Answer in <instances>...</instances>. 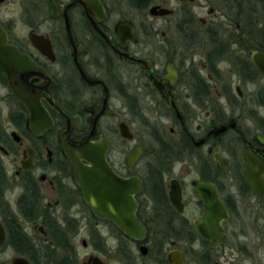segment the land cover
<instances>
[{
	"label": "flooded vegetation",
	"instance_id": "obj_1",
	"mask_svg": "<svg viewBox=\"0 0 264 264\" xmlns=\"http://www.w3.org/2000/svg\"><path fill=\"white\" fill-rule=\"evenodd\" d=\"M99 1L101 12L74 0H0L1 31L16 48L18 62H32L12 75L0 72V248L15 250V230L34 249L49 244L73 250L79 264L74 245L83 230L88 242L82 238L81 246L94 251L84 254L81 264L94 258L108 264L111 252L119 264H171L169 254L182 264H258L264 259V196L246 169L251 167L254 175L264 166V92H249L264 82L252 62L253 53L264 54V49L240 45L249 42V33H242L239 20L237 33L230 35L237 36L232 45L238 47L232 50L205 19L199 20L201 32L196 31V20L186 19L185 12L177 23L179 39L170 42V50L155 51L165 32L153 44L154 33L140 30L129 16L113 15L114 8ZM123 19L132 22L135 41L122 44L115 33ZM143 37L150 43L142 44ZM189 39L202 41L198 63L188 52ZM60 112L75 122L69 130L72 141L91 133L92 142L104 139L112 171L139 180L133 199L145 228L142 240L124 237L112 222L94 217L84 202L62 153L59 135L66 124ZM47 118L52 127L42 130ZM129 118L144 128L153 146L132 132ZM164 118L170 122L168 132L158 127ZM122 124L129 138L120 135ZM139 147L147 152L130 166L129 156ZM179 164L185 167L178 169ZM186 171L196 176L184 181ZM261 180L264 184V171ZM195 182L205 186L203 197L196 194ZM136 185L125 181V190L135 192ZM171 191L179 194L178 208L170 202ZM18 218L41 242L24 231ZM246 218L256 229L251 242L244 231ZM108 240L115 245L107 247Z\"/></svg>",
	"mask_w": 264,
	"mask_h": 264
},
{
	"label": "water",
	"instance_id": "obj_2",
	"mask_svg": "<svg viewBox=\"0 0 264 264\" xmlns=\"http://www.w3.org/2000/svg\"><path fill=\"white\" fill-rule=\"evenodd\" d=\"M179 3H194L195 0H177ZM51 2V1H50ZM75 3L81 4L84 8L90 7L98 12L102 11V5L99 0H74ZM53 12L55 6L52 4ZM173 14L172 9L161 7L158 5L148 8V15L152 18L169 17ZM100 35L107 39V36L98 30ZM115 33L119 36L120 42L135 41L132 22L127 19L120 20L115 27ZM64 34L69 37V29ZM16 48L10 46L7 42L6 35L0 29V72L12 75L19 72L21 69H26L32 65L28 59L24 62H18L19 55L16 53ZM145 64L144 61H139ZM252 62L260 74L264 76V54L253 53ZM19 98V97H18ZM34 107L30 106L31 112ZM61 116L66 124V131L59 135V141L62 145V153L65 159L73 167L74 183L81 190L84 202L91 210L94 217L100 220L112 222L123 234L124 237L130 240H142L145 236V228L136 218L137 203L133 199V194H137L140 189L139 180L136 177L122 179L117 176L106 161V152L108 150L107 142L100 138L97 142L91 141V135L80 142H74L69 138L70 128L75 126L72 118L61 113ZM52 127L49 118L41 127L45 130ZM35 118L31 119V129L35 130ZM93 128L92 132L94 131ZM120 135L129 138L128 128L125 124L119 126ZM264 144V140H261ZM147 149L143 147L137 148L128 159V164H132L138 159L142 153H146ZM251 167L246 169L248 178L258 194L264 196V184L262 183V172L264 166L260 168L259 173L252 174L249 171ZM125 181H136V191L129 192L125 190ZM196 187V194L203 197L202 190L205 186L201 183H193ZM262 190V191H261ZM170 202L178 208L179 194L170 192ZM210 208V200H206ZM225 218V215H224ZM196 229L200 234V222L195 224ZM221 238L222 235L220 234ZM221 240V239H220ZM1 242V240H0ZM168 261L171 264H182L181 258L169 254ZM11 264H30L23 257L12 259ZM91 264H103L98 258H94Z\"/></svg>",
	"mask_w": 264,
	"mask_h": 264
},
{
	"label": "rangeland",
	"instance_id": "obj_3",
	"mask_svg": "<svg viewBox=\"0 0 264 264\" xmlns=\"http://www.w3.org/2000/svg\"><path fill=\"white\" fill-rule=\"evenodd\" d=\"M106 4L110 7V9L114 8L113 15H126L130 18L138 27L140 26V30H146L147 32L154 33V38H149L150 42L153 41V44L156 43V40L160 41L159 32L163 31L166 33V39H164L163 43H161V47L154 46L155 51H161L163 50H170V42H176L177 39H179L177 34L179 33L177 29V23L184 17V13L188 12L189 16L192 17V19L196 20V27L195 30L198 32H201V29H203V26H201L199 20L205 19L207 23H210L213 25L215 31L217 30L218 33L221 34L222 39L224 40V43L228 44V47L232 50H236L238 46L232 45L236 42L237 36H230L231 34H235L237 32H234L235 29V23L237 20L240 21L242 33L245 32V34L249 33V42L247 39L244 40V42L240 43V45L244 48L248 44H251L253 46H263L264 47V33L262 34L261 31L264 29V21L261 17V14L259 12L255 13L253 11L250 12V7L254 6L249 0H195L194 3H179L177 0H148L147 4L148 7L146 8L145 12H141L137 8H132L130 6L133 5V3L127 2V0H104ZM151 1V2H150ZM150 2V3H149ZM130 3V4H129ZM154 5H159L162 7H166L168 9H173L175 11L174 16H169L171 18L162 19V18H152L148 15V8ZM119 13V14H118ZM249 16L250 24H246V18ZM16 16L15 18H17ZM213 31V32H215ZM143 32V31H142ZM178 32V33H177ZM239 33V32H238ZM156 34V35H155ZM142 44L149 42V39L143 37ZM190 40V39H189ZM149 42V43H150ZM191 46L189 49V54L194 59L195 63H198L201 52L203 51L202 47V41H195L193 39L190 40ZM169 44V45H168ZM152 49L151 44L149 46V50ZM223 71H226L228 68H226V64L222 65ZM205 72H202V75H205ZM258 85V86H257ZM264 85L263 81H259V84H256L255 87L252 89H249V92L259 93L260 95L263 94L264 91H262V86ZM244 93H246V90H243ZM261 114H264L263 110H260ZM129 123L131 125L132 132L136 134V136H143L144 143L149 144L148 146H153L152 140L147 137L146 131L144 128H141L140 125L137 122L130 120ZM165 126L167 132L168 128L170 127V122L167 121V119H163L159 121L158 127ZM157 126V125H156ZM161 129V128H160ZM115 151L120 150L121 143H115ZM128 146V145H127ZM126 146V147H127ZM125 147V146H124ZM182 167H185L182 164L177 165L178 169H182ZM187 176L184 178V181H188V179L195 177V173L191 172L189 173L186 171ZM85 216V215H84ZM86 217V216H85ZM253 218V217H252ZM20 221V224L22 225L24 231L31 237H34L36 239H39L38 233L33 234L32 229L29 228V224L23 221L22 218H18ZM87 220H82V223H87ZM245 222L247 223L246 226H244V231H246L245 235L248 237V241L251 242L252 238L254 239L255 231L253 224V219L246 218ZM158 227H161L158 226ZM162 228V227H161ZM239 232V228H238ZM233 236V235H232ZM84 238L88 242V238L86 233L81 230L80 234L78 235L77 239L75 240V250H76V256L78 259L79 264L83 261V255L86 253H92L94 251V248L92 247H86L83 248L81 246V239ZM42 238L39 239V241ZM234 240V239H233ZM232 239H230L231 243ZM241 241V240H240ZM255 241V240H253ZM41 242V241H40ZM107 247L114 246L113 240L107 241ZM37 249V262L36 264H56L59 257L60 252L57 251L56 248H53L49 244H40ZM227 253L229 252L226 250ZM18 256L15 250L12 249L10 246H2L0 248V264H9L11 259L13 257ZM25 257V256H24ZM27 258V257H26ZM28 259V258H27ZM108 264H119L118 257L115 253L111 252L106 257ZM150 261L149 259H144V263H148ZM261 264H264V259H261ZM258 261V264L260 263Z\"/></svg>",
	"mask_w": 264,
	"mask_h": 264
},
{
	"label": "trees",
	"instance_id": "obj_4",
	"mask_svg": "<svg viewBox=\"0 0 264 264\" xmlns=\"http://www.w3.org/2000/svg\"><path fill=\"white\" fill-rule=\"evenodd\" d=\"M249 1L252 3V5H254L250 7V12L251 11L255 13L259 12L264 21V0H249ZM127 2L133 3V5L130 7L137 8L142 13L145 12L146 8L148 7L147 4L148 0H127ZM249 16L250 14L246 18L247 25L250 24ZM185 18L191 19V16L185 15ZM261 33L262 34L264 33V29L261 31ZM259 49L263 50L264 47L259 45ZM11 236H13L14 238L13 242H15V239L17 240L13 245L15 251L21 255L26 256L32 262L34 263L37 262V256H38L37 249L30 247L29 242L26 239V236L19 231L16 232L15 230L13 231V234H11ZM57 251L60 252V257L56 264H75L74 257L72 256L73 250H70L69 248L63 246L61 249H57Z\"/></svg>",
	"mask_w": 264,
	"mask_h": 264
}]
</instances>
